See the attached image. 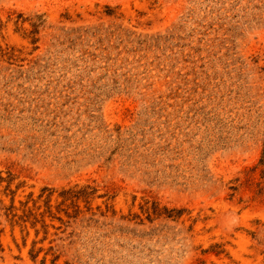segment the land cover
Masks as SVG:
<instances>
[{"label":"rangeland","instance_id":"obj_1","mask_svg":"<svg viewBox=\"0 0 264 264\" xmlns=\"http://www.w3.org/2000/svg\"><path fill=\"white\" fill-rule=\"evenodd\" d=\"M0 264H264V0H0Z\"/></svg>","mask_w":264,"mask_h":264}]
</instances>
